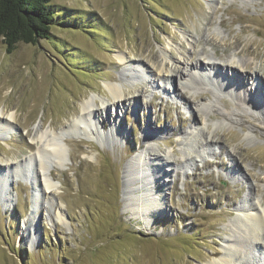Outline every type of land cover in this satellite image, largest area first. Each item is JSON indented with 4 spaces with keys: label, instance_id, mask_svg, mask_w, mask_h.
Returning a JSON list of instances; mask_svg holds the SVG:
<instances>
[{
    "label": "rangeland",
    "instance_id": "obj_1",
    "mask_svg": "<svg viewBox=\"0 0 264 264\" xmlns=\"http://www.w3.org/2000/svg\"><path fill=\"white\" fill-rule=\"evenodd\" d=\"M48 11L47 40L11 54L0 42V112L13 116L4 129L0 119V264H211L227 248L231 264H264V230L242 217L255 204L264 213V0H52ZM231 44L227 58L214 55ZM247 45L256 58L237 54ZM162 50L166 67L197 52L262 72L245 91L210 66L184 70L179 99L155 74ZM92 97L98 133L72 131L65 166L48 165L63 215L49 220L37 164L26 163L33 134L58 132Z\"/></svg>",
    "mask_w": 264,
    "mask_h": 264
},
{
    "label": "bare ground",
    "instance_id": "obj_2",
    "mask_svg": "<svg viewBox=\"0 0 264 264\" xmlns=\"http://www.w3.org/2000/svg\"><path fill=\"white\" fill-rule=\"evenodd\" d=\"M237 47H238L237 44L225 45L223 47L222 53L219 54L218 50L214 46V55L217 56L218 58H227L229 50L237 48ZM117 52L115 53L116 60H118L120 63L124 62L126 58L122 55V51H117ZM196 53L197 52L191 54L190 58H187V59L185 58L182 61L176 60L170 67L168 66L166 67V63H167L166 61H168L169 59L167 55L168 53L164 50L161 51V56L163 58L162 59V69L158 71V73L155 72V74L160 77H165L166 79L169 78L168 85H170L172 92L175 93V95L179 99L184 98L185 95L182 92H180L181 90L179 91L177 89L175 83L176 81L179 82V79L184 77L185 74L188 73V75H191L192 73L190 72L191 71L190 69L202 71L210 66L212 69L215 70V74L220 71L219 73L223 74L229 82L238 83L240 88L244 89L245 91H247L245 82L249 78L251 79L253 77H256V73L262 72V69L260 67L254 66L252 68L248 64H245L243 67L238 68L236 65H234V63H222V64L214 63V62L204 63L200 61V59L197 58ZM237 54L253 56L255 58L256 56H258V55H255L254 51L251 50L250 47H248V45L240 49L237 52ZM188 67H189V70H187ZM184 70L187 73L184 74L183 73ZM158 81H161V79H158ZM257 85L259 87V95H261L260 88L263 86L262 80H258ZM227 86L230 88L229 84H227ZM105 88L108 91L109 95L113 98V102H114L113 106L123 105V101H124L122 99L124 95L123 92H119V90L115 86L111 85L110 83L105 84ZM94 98L95 97H92L89 100L81 102L80 114L76 116L74 119H72L69 123H67L65 127L63 126L58 132L55 130L43 131L40 128L36 130L35 133L33 134L32 139L33 141L35 140L36 142H38V146H37L35 154L33 155V158H28L26 163L34 162L35 164H37V168L35 172L38 177V185H39V190L41 192L40 199H41V205L43 204L42 210L46 212L49 220H52L53 217L56 218L57 220L62 219L63 215H62L60 208L58 207L54 208L53 205L51 204L52 200L49 195L51 194L50 192H52V190L56 188L51 178V167L52 166L51 165L48 166V165L50 163H53L54 164L53 167H59L60 169L65 166L66 164L65 161L67 160L65 156L66 151H65L64 146L61 143L64 142L68 136H70L68 134H70L72 131L75 132L76 129L77 130L81 129L84 131L83 133H88V134H84L87 136L94 135V133L95 134L98 133V130L94 124V119H93L96 116V110L93 108ZM261 98H263L264 100V94L263 96L261 95ZM237 99L240 100L241 98L237 97ZM242 100H248V99H242ZM101 102H102L101 104L103 107L102 111L104 112L106 110V105H105L106 103L104 101H101ZM223 105L226 108L228 107L226 103H223ZM8 117L9 119L7 120L6 117H3V113L0 112V119L2 122L3 129L9 126L10 119H13L12 115ZM76 137H82V135L79 133V135H76ZM90 138L91 137H88L86 139H90ZM211 141H212V138H209V135L207 134L205 137H203V141L200 145L206 146ZM142 158H143L142 156L139 157V160H138L139 164ZM44 159H46V162L44 161ZM6 166L7 167L4 168V173H7V171L9 170V167L11 166V163L9 167H8V164ZM18 166H21L19 161H18V164L16 163L15 168ZM156 170L158 171V166L156 167ZM143 171H144V168L142 165L141 169H139L138 172L139 174H142ZM159 171H161V173H165L166 170H163L162 167L159 166ZM3 175H4V178H7L6 179L7 181L8 176H6L5 174ZM136 207H137L138 213L144 215V213L146 212L145 204L140 203V204H137ZM259 208H260V205L255 204L254 209H250L248 213H244L242 216L243 219L247 221V225H249L248 227H250L249 231L253 232L254 234H257L256 233L257 230H261V232L264 230V213L262 210H259ZM37 214H38V211H36L34 218L31 217L32 219L29 220L30 224L27 227L28 230L29 229L33 230L34 228L33 225L35 223V218ZM256 241H250V242L255 243ZM227 246L231 247V245H227ZM227 249L229 251L227 252L226 256L224 255L225 257H222V259L220 258L221 259L220 261L217 260L218 262L211 263V264H231L233 259L236 258L235 248H227Z\"/></svg>",
    "mask_w": 264,
    "mask_h": 264
},
{
    "label": "trees",
    "instance_id": "obj_3",
    "mask_svg": "<svg viewBox=\"0 0 264 264\" xmlns=\"http://www.w3.org/2000/svg\"><path fill=\"white\" fill-rule=\"evenodd\" d=\"M52 0H0V42L7 54L18 44L37 45L51 36Z\"/></svg>",
    "mask_w": 264,
    "mask_h": 264
}]
</instances>
